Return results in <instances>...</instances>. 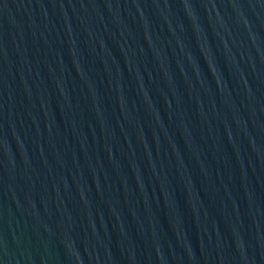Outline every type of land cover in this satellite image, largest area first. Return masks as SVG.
<instances>
[{
  "label": "water",
  "instance_id": "1",
  "mask_svg": "<svg viewBox=\"0 0 264 264\" xmlns=\"http://www.w3.org/2000/svg\"><path fill=\"white\" fill-rule=\"evenodd\" d=\"M0 264H264V0H0Z\"/></svg>",
  "mask_w": 264,
  "mask_h": 264
}]
</instances>
